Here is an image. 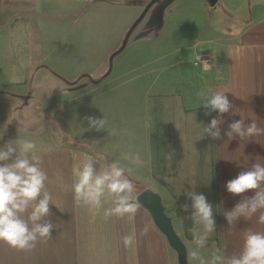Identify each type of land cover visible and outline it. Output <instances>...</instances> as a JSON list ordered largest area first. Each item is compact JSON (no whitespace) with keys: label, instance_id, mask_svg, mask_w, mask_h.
I'll return each instance as SVG.
<instances>
[{"label":"crops","instance_id":"1","mask_svg":"<svg viewBox=\"0 0 264 264\" xmlns=\"http://www.w3.org/2000/svg\"><path fill=\"white\" fill-rule=\"evenodd\" d=\"M120 1L127 0H0L1 114L9 112L8 101L33 96L38 87L57 88L66 84L84 88L82 105L70 107L77 111L83 107L82 120L75 118L67 125L63 123L68 127L66 141L63 138L64 142L40 149L41 167L48 174L45 186L59 207L50 205L52 237L38 242L31 251L18 250L0 241V264H124L122 237L132 233L136 235V243L126 248L127 264H179L177 251L142 205L132 219L113 216L105 220L103 209L93 218L88 207L75 203L72 166L86 158L95 160L97 156L69 139L89 144L111 161L120 158L122 166H129L122 158L123 153H139L144 165L133 166L131 174L136 192L150 188L160 194L166 215L186 246V254L195 248L190 231L192 210L183 209L184 204H191L188 191L204 194L213 206L216 231L210 234L207 247L200 249L206 260L211 259L214 248L221 249L225 256L238 255L246 231L264 232V224L259 223L264 209L250 219L241 217L231 226L224 216V212L255 191L233 195L227 191L226 183L254 163L264 165V134L243 139L238 135L229 139L225 135L228 125L240 119L246 125L254 120L264 129V0H216L210 5V14L214 13L217 22L233 17L240 24L235 34L234 29L225 35L216 34L219 45L212 49L218 67L224 70L223 78L212 90L225 92L233 105L222 116L218 112L205 115L208 110L202 103L188 105L183 92L178 90L154 91L137 101L133 95L124 94L123 80H93L97 72L102 76L106 71L108 45L98 56L87 58L85 69L74 72L68 67L66 59L72 52H67L64 46L74 42L67 34L57 35L51 41L59 26H53L46 16L72 13L84 7L105 11L107 6ZM221 3L225 5L220 8L222 12H215ZM98 16L106 15L102 16L100 11ZM203 17L196 21L211 22ZM83 34L76 38H82ZM81 75L85 76L78 80ZM55 90L58 95L59 88ZM76 93L73 95L81 92ZM130 101L133 106L126 107L125 102ZM77 111L74 113L79 114ZM108 114L114 115L112 119ZM104 115L117 135H108L107 129H89L87 117ZM212 118L222 121L220 139L204 135V128ZM95 167L99 170V163ZM109 206L110 202L103 205ZM145 226L148 231L142 234Z\"/></svg>","mask_w":264,"mask_h":264},{"label":"rangeland","instance_id":"2","mask_svg":"<svg viewBox=\"0 0 264 264\" xmlns=\"http://www.w3.org/2000/svg\"><path fill=\"white\" fill-rule=\"evenodd\" d=\"M212 4L211 0H127L107 6L105 11L84 7L72 13L46 16V19L53 26H59L51 41L57 35L67 34L74 42L64 46L67 52H72L66 64L74 72L85 69L87 58L98 56L108 45L106 71L102 76L99 72L95 76L123 80L124 94L133 95L137 101L154 91L178 90L183 92L188 105H196L204 102L208 90L224 76L212 50L219 45L216 34L225 35L240 26L233 17L224 19L227 23L217 22L214 13L210 14ZM221 4L215 12H222L220 8L225 5ZM100 11L106 18L96 17ZM143 12L144 16L129 34ZM202 15L211 22H197L196 18ZM78 34H83L82 38H76ZM197 56L207 60L212 70L203 72L202 65L196 66L200 63ZM95 76L92 77L98 78ZM57 88L45 85L38 87L33 96L8 101L6 111L9 112L3 115L0 112V147L18 136L34 140L38 149L64 142L63 138L66 141L67 123L83 118V107L78 111L70 107L82 105L84 88L66 84ZM74 91L81 93L73 95ZM51 99L59 102L54 104ZM125 106L132 107L133 102H125ZM112 116L108 114L110 119Z\"/></svg>","mask_w":264,"mask_h":264},{"label":"clouds","instance_id":"3","mask_svg":"<svg viewBox=\"0 0 264 264\" xmlns=\"http://www.w3.org/2000/svg\"><path fill=\"white\" fill-rule=\"evenodd\" d=\"M236 31L234 29V34ZM196 60L200 62L196 66L202 65L203 72L212 70L211 64L201 56H197ZM200 105L208 110L205 115L218 112L220 116L228 113L233 107L225 92L212 89L208 90L204 102ZM86 119L89 129H107L108 135H117V130L108 126L105 115L103 118ZM221 122L219 118H212L204 128V135L220 139ZM257 134H264V129L259 128L254 120L246 125L243 119L231 122L225 133L229 139L235 138L236 135L243 139ZM122 158L128 161L129 166H122L120 158L109 162L103 154H99L95 160L86 158L72 166L71 187L74 201L78 206L88 207L93 218L100 215L103 209L105 220L113 216L132 219L140 208L131 174L133 166L142 167L144 160L139 153L131 152L123 153ZM42 163L40 149L34 140L18 136L0 147V241L18 250L31 251L38 242L47 241L52 237L54 224L48 217L52 214L50 205L54 203L45 186L48 174L41 167ZM96 163L100 165L99 170L95 167ZM262 184L264 165L259 163L240 171L226 183L227 191L233 195L255 190L254 195L244 196L231 210L224 212L228 225L231 226L241 217L250 219L253 214L264 209ZM187 196L191 204H184L183 209L185 212L189 208L192 210L190 217L193 226L190 231L195 245V248H190L187 253L190 264L191 261H198L199 264H264V232L252 230L245 232L243 248L238 255L225 256L221 249L214 248L211 259L206 260L200 249L207 247L210 234L216 231L213 206L202 193L188 191ZM108 202L110 206L104 208V203ZM259 223L264 224V211L259 215ZM147 231L145 226L142 234ZM122 242L125 248L134 247L135 233L124 235Z\"/></svg>","mask_w":264,"mask_h":264},{"label":"water","instance_id":"4","mask_svg":"<svg viewBox=\"0 0 264 264\" xmlns=\"http://www.w3.org/2000/svg\"><path fill=\"white\" fill-rule=\"evenodd\" d=\"M211 2L215 4L217 1L211 0ZM150 6L151 5L149 4L145 11H147ZM144 14L145 12H143V14L139 16L137 22L133 24L132 28L129 30V34L131 30L136 26V24L142 19L141 17H143ZM129 34L127 35V38ZM126 42L127 40H125V43ZM125 43L123 44L124 46H126ZM136 198L138 203L142 204V206H144L150 212L155 224L165 234L167 240L170 242V245L177 251L179 264H189L186 254V246L179 234L173 228L174 225L172 219L169 217V215H166L167 213L165 212L163 203L161 202L162 197L160 196V194L150 188H146L140 194H138Z\"/></svg>","mask_w":264,"mask_h":264},{"label":"trees","instance_id":"5","mask_svg":"<svg viewBox=\"0 0 264 264\" xmlns=\"http://www.w3.org/2000/svg\"><path fill=\"white\" fill-rule=\"evenodd\" d=\"M85 75H81L79 78H82V77H84ZM102 77H98V78H92L93 80H99V79H101ZM72 143H74V144H76V145H78V146H81V147H84L85 149H87V151H89V152H92L93 154H95L96 156H98L99 154H103L102 152H98V150H96L95 148H93L92 146H90L89 144H87V143H85V142H83V141H80V140H77V139H71L70 140ZM105 157H106V159H107V161H109V162H111V160H109V158H107V156L105 155V154H103ZM142 191H138V192H136L135 191V195H136V197H137V195L138 194H140ZM139 205H142V204H139ZM145 210H147L144 206H142ZM148 211V210H147ZM123 256H124V264H127V262H126V248L124 247V245H123Z\"/></svg>","mask_w":264,"mask_h":264}]
</instances>
